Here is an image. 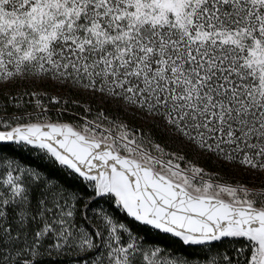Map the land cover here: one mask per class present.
Wrapping results in <instances>:
<instances>
[{"label": "snow or ice", "instance_id": "6c2138e0", "mask_svg": "<svg viewBox=\"0 0 264 264\" xmlns=\"http://www.w3.org/2000/svg\"><path fill=\"white\" fill-rule=\"evenodd\" d=\"M153 130L264 176V0H0V264H264V181L209 174ZM121 215L238 246L146 247Z\"/></svg>", "mask_w": 264, "mask_h": 264}, {"label": "rangeland", "instance_id": "374dc122", "mask_svg": "<svg viewBox=\"0 0 264 264\" xmlns=\"http://www.w3.org/2000/svg\"><path fill=\"white\" fill-rule=\"evenodd\" d=\"M15 90V89H14ZM27 90L28 91H32L34 90L32 88L31 85L27 86ZM38 91H46L48 96H60V97H65L67 96V98L69 100H79L81 102V105H88V104H92V106L94 108L96 107H103L104 110L106 112H108L109 115L111 116H115L117 115V113H115L110 106H104V105H99L98 101H90L88 97L86 96H74V95H70L68 93H66L64 90L62 89H57L52 87L51 85L44 87L43 89H35ZM21 91H23V89H21ZM16 92V90H15ZM15 92L13 94H15ZM30 99V97H25V100ZM67 107L74 112L80 113L81 115H83V109L82 107H77L74 104H68ZM76 107V109L74 108ZM29 111H32V107L30 109H28ZM50 115L52 117L53 120L56 119V111L55 108H53L50 111ZM67 116H69L68 114H66ZM121 118L123 120H125L128 125L130 127H139L140 126V121L137 119H133L131 116H125L123 114H120ZM62 119H65L64 116ZM68 120H63V121H70L72 119L71 116H69V118H67ZM153 138L155 139V141L159 144H161L162 146H164L166 148V150L168 152H173V153H180L182 155H184L186 157L187 161H192L193 163L197 164L198 166L202 167L203 169H205V171L209 174H215V173H220L221 176H223L225 179L231 181V182H235L236 180H239L243 183L248 184L249 187H258L261 183V181H264V176L261 177H256L253 178L252 176H248V175H242L241 173H237L234 171H231L227 166L225 167H221L220 163L217 162L215 159H208L207 157H203V156H199L198 154H196L195 152H193L189 147H186L184 145H181L178 142H174L173 140L169 139L168 135L166 133H162V132H158L153 130ZM35 155H40L39 153H34ZM155 154V153H153ZM3 156H8L5 154H0ZM11 158V157H10ZM17 162H20L17 160ZM187 165L184 162H181V167H186ZM207 178V177H206ZM100 207L108 209L109 205L101 202ZM121 221L127 222L125 220V218L123 217V215H121L120 217ZM128 223V222H127ZM130 224V223H128ZM135 232L139 233L140 239L145 241V246L146 247H150L152 246V244H150L145 236L146 230L145 228H143L142 226H134L132 225ZM232 247H234V245L230 246L228 249H231ZM216 250L212 249L211 252H206V251H198L196 253H193L192 256L189 257H203L205 254L211 256L213 254H215ZM175 253V252H174ZM178 255H182L180 253H177ZM185 256V255H184Z\"/></svg>", "mask_w": 264, "mask_h": 264}, {"label": "trees", "instance_id": "16d2710c", "mask_svg": "<svg viewBox=\"0 0 264 264\" xmlns=\"http://www.w3.org/2000/svg\"><path fill=\"white\" fill-rule=\"evenodd\" d=\"M13 93L15 92V90H12ZM31 106L28 107V109H30ZM76 109V107H74ZM63 120H68L67 118H69V116H67L66 114L64 115ZM35 152L31 153L30 155L27 154H20V153H16V154H12L13 156L18 157L17 160L18 161H22L25 164H40L41 161L38 159V155L34 154ZM0 154H5V155H9L8 152H4V153H0ZM43 163H48V161L45 159V161H43ZM56 175H59V172L55 173ZM73 187H76L78 185H76L75 183H72ZM123 217L125 218V220L130 223L131 225L134 226H142V225H137L135 224L130 218H127L126 216L123 215ZM143 228H145L146 232L145 236L147 241L150 244H159L163 247H166L168 249H170L171 251L175 252V253H180L182 255L185 256H192L193 253H196L198 251H200V249L198 248H189L186 247L184 245H182L181 242H179L177 239L171 237L170 235H164L161 233H158L156 230L151 229L150 227H145L142 226ZM233 244H230L228 241H225L223 244H218L215 247H213L214 250L217 249H225V248H229L230 246H232ZM234 246H238V245H234Z\"/></svg>", "mask_w": 264, "mask_h": 264}, {"label": "water", "instance_id": "95a60500", "mask_svg": "<svg viewBox=\"0 0 264 264\" xmlns=\"http://www.w3.org/2000/svg\"><path fill=\"white\" fill-rule=\"evenodd\" d=\"M171 236V235H170Z\"/></svg>", "mask_w": 264, "mask_h": 264}]
</instances>
